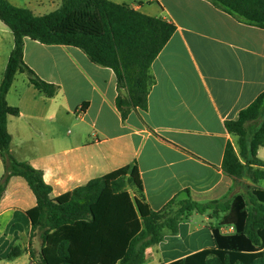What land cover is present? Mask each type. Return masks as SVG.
I'll return each instance as SVG.
<instances>
[{"label": "crops", "instance_id": "obj_1", "mask_svg": "<svg viewBox=\"0 0 264 264\" xmlns=\"http://www.w3.org/2000/svg\"><path fill=\"white\" fill-rule=\"evenodd\" d=\"M9 1L42 16L46 8L59 9L63 0ZM110 1L176 26L151 66L155 84L147 110H133L123 120L112 69L93 63L79 48L27 37L25 63L59 90L46 97L27 73L16 74L7 94L9 106L19 110L8 119L13 156L43 172L52 197L136 165L144 198L155 211L177 198L225 203L249 188L264 189V179L237 180L223 171L227 145L239 148L225 123L236 120L264 91V29L240 22L209 0ZM1 22L0 85L15 46L13 32ZM257 156L264 162V146ZM255 169L264 172V166ZM4 173L0 156V181ZM36 204L25 179L13 177L0 200V264H38L42 245L31 240L27 215ZM195 213L149 248L144 264H168L213 248L212 229L225 214L214 222L207 212L194 223ZM220 231L232 234L235 227ZM13 247L22 253L9 260Z\"/></svg>", "mask_w": 264, "mask_h": 264}, {"label": "trees", "instance_id": "obj_2", "mask_svg": "<svg viewBox=\"0 0 264 264\" xmlns=\"http://www.w3.org/2000/svg\"><path fill=\"white\" fill-rule=\"evenodd\" d=\"M209 1L240 22L264 29V0ZM0 20L15 41L0 85V156L5 167L0 200L16 176L25 179L34 193L37 204L27 215L31 240L42 245L38 264H144L147 250L160 244L167 231L176 233L192 212L225 214L212 229L214 247L168 264H264L263 188H249L225 203L177 198L155 211L144 198L138 167L128 165L52 197L43 172L11 153L8 119L19 115V110L9 106L7 94L16 74L27 73L46 97H55L59 90L25 63V38L79 48L93 63L112 69L119 91L117 108L126 120L133 110L148 108L155 84L151 66L175 33L173 23L110 0H63L59 9L42 16L0 0ZM225 126L238 137L239 148L227 145L223 171L237 180H263L264 172L255 166H264L257 156L264 146V91ZM222 226H234L235 232L222 234ZM21 253L20 247H13L8 259Z\"/></svg>", "mask_w": 264, "mask_h": 264}, {"label": "rangeland", "instance_id": "obj_3", "mask_svg": "<svg viewBox=\"0 0 264 264\" xmlns=\"http://www.w3.org/2000/svg\"><path fill=\"white\" fill-rule=\"evenodd\" d=\"M44 10H45V11H43V12H44L43 15H44V14H48V13L54 11L55 9L46 8V9H44ZM0 22H1V20H0ZM1 23H2V22H1ZM260 185H261L262 187H264V180L261 181ZM212 212H215V211H212ZM212 219L214 220V222H216V219H217V218H216V216H214V217H212ZM201 221H202V214L195 213V215H194V219H193V222H194V223H199V222H201Z\"/></svg>", "mask_w": 264, "mask_h": 264}, {"label": "water", "instance_id": "obj_4", "mask_svg": "<svg viewBox=\"0 0 264 264\" xmlns=\"http://www.w3.org/2000/svg\"><path fill=\"white\" fill-rule=\"evenodd\" d=\"M214 213H215V214H218V211H215Z\"/></svg>", "mask_w": 264, "mask_h": 264}]
</instances>
